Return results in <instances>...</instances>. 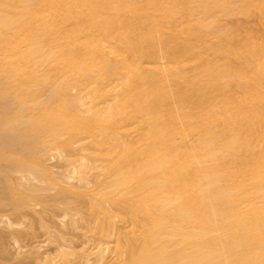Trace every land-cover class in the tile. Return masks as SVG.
I'll return each instance as SVG.
<instances>
[{"label":"bare ground","instance_id":"6f19581e","mask_svg":"<svg viewBox=\"0 0 264 264\" xmlns=\"http://www.w3.org/2000/svg\"><path fill=\"white\" fill-rule=\"evenodd\" d=\"M0 264H264V0H0Z\"/></svg>","mask_w":264,"mask_h":264},{"label":"rangeland","instance_id":"374dc122","mask_svg":"<svg viewBox=\"0 0 264 264\" xmlns=\"http://www.w3.org/2000/svg\"><path fill=\"white\" fill-rule=\"evenodd\" d=\"M40 230H41V229H40ZM40 230L37 232V233H38V236H39V235H40V236L38 237V236L36 235L38 238H35V237L33 238V237H32V238H33V239H32V238L30 237V238L28 239V241H27V239H25V242H24V243H26V242L33 243V240H34V244H35V245H36V243H38V241H39V242H41V243L43 242L45 245L48 246V244L45 243V240L47 239V238H46V235L43 236V235H44V234H42L43 231L41 230V232H40ZM45 238H46V239H45ZM30 239H31V240H30ZM37 239H38V241L36 242L35 240H37ZM39 239H40V240H39ZM42 239H44V240H42ZM29 240H30V241H29ZM31 241H32V242H31ZM35 242H36V243H35ZM41 243H38V244H41ZM42 245H43V244H42ZM47 246L44 247V245H43L44 251H43V248H42V250H40V253H41L42 251H43L42 253H44L45 250L48 251V249L52 248V245H51V246H48V247H47ZM49 247H50V248H49Z\"/></svg>","mask_w":264,"mask_h":264}]
</instances>
